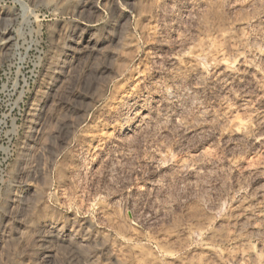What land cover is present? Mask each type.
I'll use <instances>...</instances> for the list:
<instances>
[{
	"label": "rangeland",
	"instance_id": "1",
	"mask_svg": "<svg viewBox=\"0 0 264 264\" xmlns=\"http://www.w3.org/2000/svg\"><path fill=\"white\" fill-rule=\"evenodd\" d=\"M237 49L254 71L223 80ZM252 251L264 264V0H0V264Z\"/></svg>",
	"mask_w": 264,
	"mask_h": 264
},
{
	"label": "bare ground",
	"instance_id": "2",
	"mask_svg": "<svg viewBox=\"0 0 264 264\" xmlns=\"http://www.w3.org/2000/svg\"><path fill=\"white\" fill-rule=\"evenodd\" d=\"M2 48V47H1ZM235 50V49H234ZM235 53V55H234ZM233 55L235 56L233 62H231L230 64H217L216 65V72L218 73V76L221 78V79H227L228 78L230 79V77H233V75L235 74V71L238 70V71H243V72H253L254 71V66L252 67V65L249 63L251 61H248L247 59V55H243L245 52H243V54L237 49L236 52H234ZM247 56V57H246ZM227 62V60H226ZM225 62V63H226ZM256 68V67H255ZM215 71V70H214ZM242 72V73H243ZM259 72V71H258ZM237 74V73H236ZM235 74V75H236ZM216 75V74H215ZM249 75V74H248ZM219 79V78H218ZM228 83V82H227ZM230 83V82H229ZM139 112V111H138ZM138 112H135L134 114V117L135 119L139 117H142L143 114H137ZM144 117V116H143ZM133 119V118H132ZM141 119V118H140ZM143 119V118H142ZM134 120V119H133ZM34 124H35V121L32 119V121L30 122V125L28 127V136H27V139L25 140V142L23 143V145L21 146V150L24 151L28 148V146L30 145V142L34 141L35 139V135H34ZM251 124H249V122H246V121H240L238 122V124H236V127L235 129H233V133H240L241 134H245L248 132V129L250 127ZM260 133V132H259ZM248 134V133H247ZM246 135V134H245ZM243 135V136H245ZM259 135V134H258ZM263 137V136H262ZM261 137V138H262ZM260 139V137H258ZM256 138V140L258 139ZM258 141V140H257ZM263 169V168H262ZM248 202V201H247ZM248 204V203H247ZM243 208V207H242ZM243 210V209H242ZM245 211V212H243ZM242 212L247 215H249L248 217H250V215H254V212H255V209H253L251 206H244V210ZM257 214V212H256ZM255 216V215H254ZM258 216V215H257ZM246 217V215H245ZM253 217V216H252ZM237 221V220H236ZM238 223V222H237ZM261 253V252H260ZM260 253L258 251H252L250 252V254H247L245 256L244 255H240L239 256V260H245V262H247L249 260L251 261H254V262H261L262 261V255H260ZM264 258V257H263ZM237 259V261H239ZM247 260V261H246ZM252 262V263H254ZM264 262V261H263ZM262 264V262H261Z\"/></svg>",
	"mask_w": 264,
	"mask_h": 264
}]
</instances>
